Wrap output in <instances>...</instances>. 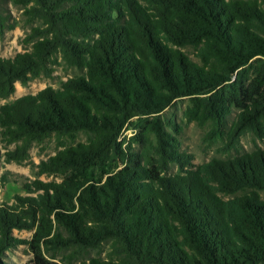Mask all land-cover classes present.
<instances>
[{"label":"trees","instance_id":"obj_1","mask_svg":"<svg viewBox=\"0 0 264 264\" xmlns=\"http://www.w3.org/2000/svg\"><path fill=\"white\" fill-rule=\"evenodd\" d=\"M23 3L44 28L26 37L30 50L0 57V99L51 78L58 55L85 75L0 107L3 139L20 143L8 162L48 138L58 148L38 165L58 181L36 182L39 200L0 206V264L19 242L13 231L37 222V251L64 233L81 250L112 242L109 261L88 264H264V150L211 164L220 190L251 192L226 202L206 177L162 175L182 155L160 117L187 97L184 117L210 133L237 108L229 141L264 137V0ZM134 120L135 134L120 140Z\"/></svg>","mask_w":264,"mask_h":264},{"label":"rangeland","instance_id":"obj_2","mask_svg":"<svg viewBox=\"0 0 264 264\" xmlns=\"http://www.w3.org/2000/svg\"><path fill=\"white\" fill-rule=\"evenodd\" d=\"M33 3L25 4L23 0H2L0 3V57L12 59L16 54L31 49V44H25L34 28H44L42 21L28 18L27 12ZM184 51L195 61H198L197 51L193 48H186ZM56 65L51 78H39L30 82L27 86L16 85V92L10 98L0 99V107L4 104L12 103L14 100L26 96L36 95L41 90L52 87L60 89L63 82L70 78L85 75V71L69 68L65 65L60 55L56 57ZM189 105V98L176 99L163 113L161 119L166 131L175 139V144L182 155V163H169L164 176H173L178 173L183 175L197 174L206 177L218 192V195L226 202H233L237 198L248 194L250 191L238 192L235 194L225 193L215 182L211 173V164L218 161L233 160L242 155L252 153L258 149L264 150V137L258 138L251 133L241 136L236 142H230L228 131L233 120L239 114V109L234 108L227 118L226 124L221 132L210 133L209 125L200 126L195 122H189L184 117V112ZM130 124L123 131L120 140H129L135 133L134 123ZM139 131H137L138 133ZM84 136L79 138L84 141ZM154 141V137L151 138ZM20 143H8L3 139L0 128V206L3 204L15 205L17 198H30L39 200L43 194L37 189L36 182L49 183L58 181L53 176L39 174L38 165L55 155L58 151L54 138H48L43 143H33L29 149L27 157L20 163L8 162L7 154L14 152ZM142 144H133L135 152H142ZM153 151V150H152ZM183 167V170H180ZM258 198L264 203V192L257 193ZM28 225L31 220H26ZM39 223H35L32 228L14 230V237L18 239V244L5 251L1 262L4 264H82L90 263L91 259L109 261L113 256L112 242L103 243L99 248L81 250L76 249L72 241H68V235L64 233V241L49 242L45 244L42 240L39 249L34 247V237L38 231ZM52 237V236H51Z\"/></svg>","mask_w":264,"mask_h":264}]
</instances>
